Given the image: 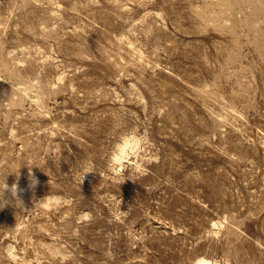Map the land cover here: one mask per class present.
Listing matches in <instances>:
<instances>
[{"label": "rangeland", "instance_id": "obj_1", "mask_svg": "<svg viewBox=\"0 0 264 264\" xmlns=\"http://www.w3.org/2000/svg\"><path fill=\"white\" fill-rule=\"evenodd\" d=\"M5 188L0 264H264V0H0Z\"/></svg>", "mask_w": 264, "mask_h": 264}, {"label": "clouds", "instance_id": "obj_2", "mask_svg": "<svg viewBox=\"0 0 264 264\" xmlns=\"http://www.w3.org/2000/svg\"><path fill=\"white\" fill-rule=\"evenodd\" d=\"M32 183L34 185L36 183V181L33 180ZM6 189L7 188L3 189L2 193H0V208H3L6 204L9 203V201L4 198V192H5ZM10 192H11V196L15 199V204L17 202H20L22 204L21 200L18 197V189H17V187L15 189L11 188Z\"/></svg>", "mask_w": 264, "mask_h": 264}, {"label": "bare ground", "instance_id": "obj_3", "mask_svg": "<svg viewBox=\"0 0 264 264\" xmlns=\"http://www.w3.org/2000/svg\"><path fill=\"white\" fill-rule=\"evenodd\" d=\"M198 264H212L210 261L206 260V259H200L198 261Z\"/></svg>", "mask_w": 264, "mask_h": 264}]
</instances>
